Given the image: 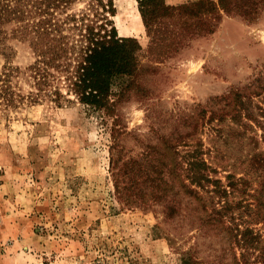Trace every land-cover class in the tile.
I'll return each mask as SVG.
<instances>
[{"label": "rangeland", "instance_id": "obj_1", "mask_svg": "<svg viewBox=\"0 0 264 264\" xmlns=\"http://www.w3.org/2000/svg\"><path fill=\"white\" fill-rule=\"evenodd\" d=\"M113 3L119 35L141 44L139 69L113 116L71 93L61 105L0 108V264H186L189 256L196 262L188 264H264V165L254 162L264 156V3L253 17L192 5L162 17L151 34L138 0ZM7 42L14 64L32 61L28 44ZM129 79L116 80L114 91ZM192 151L224 185L243 179L216 196V208L229 203L216 224L180 182L170 197L178 190L182 208L169 220L151 197L149 207L118 197L112 155L119 165L129 160L149 192L144 173L157 158L171 165ZM237 224L253 230L245 243L226 228Z\"/></svg>", "mask_w": 264, "mask_h": 264}, {"label": "trees", "instance_id": "obj_2", "mask_svg": "<svg viewBox=\"0 0 264 264\" xmlns=\"http://www.w3.org/2000/svg\"><path fill=\"white\" fill-rule=\"evenodd\" d=\"M80 1L0 0V42L6 46L2 52L6 63L0 71V108H21L44 99L61 105L64 101L72 102L68 98L71 93L86 106L112 116L115 114L116 105L126 92L125 87L131 84L139 69L141 44L136 37L119 35L110 18L115 14L113 0H87L84 9L73 12V5ZM138 1L149 34L157 28L162 17L175 15V10H191L192 5L202 11L234 12L253 17L264 3V0H198L174 6L164 0ZM10 40L28 44L32 61L26 66L12 62L15 51L7 42ZM123 78L130 79L123 87L120 85V90L114 91L116 80ZM26 87L27 92H24ZM194 151L182 159L173 156L171 165L162 160L164 158H157L155 164H151L152 170L144 173L150 182L146 185L149 192L138 186L142 182L136 181L137 174L129 173L132 170L130 161L119 165V160L113 159L112 155L111 170L118 197L126 205L145 203L148 207L152 204L146 197H151L152 202L161 203V212L165 220H169L179 215L182 208L174 199L178 190L170 197L175 182H180L184 193L200 202L198 209L203 212L205 221L216 224V214L226 215L224 211L229 206L225 200L220 208H216V196L227 197L230 189H235L243 179L230 180L224 185L212 173L216 168ZM254 162L264 165L263 152L254 158ZM179 168L183 169L182 174ZM226 228L232 233L235 231L233 236L239 243L240 240L245 243L253 232L249 227L242 230L238 224ZM192 257L186 258L185 263L196 262Z\"/></svg>", "mask_w": 264, "mask_h": 264}]
</instances>
